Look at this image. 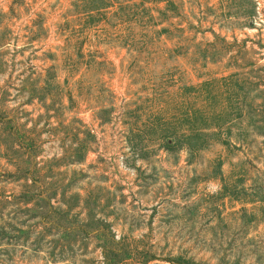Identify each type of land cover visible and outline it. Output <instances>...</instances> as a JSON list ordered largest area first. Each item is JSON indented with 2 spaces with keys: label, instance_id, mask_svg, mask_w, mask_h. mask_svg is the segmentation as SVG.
I'll list each match as a JSON object with an SVG mask.
<instances>
[{
  "label": "rangeland",
  "instance_id": "rangeland-1",
  "mask_svg": "<svg viewBox=\"0 0 264 264\" xmlns=\"http://www.w3.org/2000/svg\"><path fill=\"white\" fill-rule=\"evenodd\" d=\"M0 264H264V0H0Z\"/></svg>",
  "mask_w": 264,
  "mask_h": 264
},
{
  "label": "trees",
  "instance_id": "trees-1",
  "mask_svg": "<svg viewBox=\"0 0 264 264\" xmlns=\"http://www.w3.org/2000/svg\"><path fill=\"white\" fill-rule=\"evenodd\" d=\"M1 220V219H0Z\"/></svg>",
  "mask_w": 264,
  "mask_h": 264
}]
</instances>
